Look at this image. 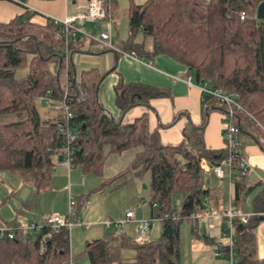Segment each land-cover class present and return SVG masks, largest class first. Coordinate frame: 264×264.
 I'll use <instances>...</instances> for the list:
<instances>
[{
    "label": "trees",
    "instance_id": "16d2710c",
    "mask_svg": "<svg viewBox=\"0 0 264 264\" xmlns=\"http://www.w3.org/2000/svg\"><path fill=\"white\" fill-rule=\"evenodd\" d=\"M103 1L110 14L115 2ZM262 2L146 0L137 5L130 1L126 12L128 36L119 46L122 51H133L141 57L166 56L183 66L195 85L207 84L236 99L242 108L238 114L239 134L253 128L252 137L264 152V20L256 18ZM240 11L247 15L243 21L238 17ZM60 30L61 26L51 21L45 25L31 22L27 13L0 23V172H12L22 183L30 184L34 197L50 188L52 171L65 142L59 132V127L64 126V115L57 102L66 92L72 115L68 125L75 135L71 144L73 166L101 177L104 149L109 155L139 148L124 171L93 191L104 190L130 171L148 174L150 219L161 224L156 241L137 243L116 234L87 242L81 254L89 264H179L182 223H188L194 237L212 241L198 233L197 220L192 216L205 212L206 201L217 204L219 190L203 186L202 163L220 165L226 150L224 142L222 149H207L204 129L208 112L217 109L224 114L225 108L207 97L202 102L204 122L193 125L186 115L182 141L176 146L163 144L158 129L149 131L147 120L153 111L150 102L168 98V91L139 83H119L114 87V104L120 117L112 119L98 99L102 76L97 69L82 71L78 81L71 63L66 69L62 62L59 69L58 61L64 59L66 48L59 40ZM140 33L151 38V50L136 40ZM72 51L71 45L69 55ZM47 91L54 105L46 108L47 116L42 118L38 103ZM135 108H142L144 113L131 123L123 122V117ZM175 121L173 118L160 128L171 127ZM244 177L236 169L230 180L234 189L231 203L238 210L253 190L245 185ZM260 186L261 190L251 199L249 219L233 221L237 264H260L255 259L254 235L264 215V183ZM174 195L181 196L177 209L172 206ZM170 213L178 220L164 218ZM69 233L67 229L54 233L43 227L34 236L16 231L14 239L0 237V264H71L74 257L70 254ZM122 249L132 250L133 260H122ZM221 251L226 254L228 248L223 246Z\"/></svg>",
    "mask_w": 264,
    "mask_h": 264
},
{
    "label": "crops",
    "instance_id": "0c3cea01",
    "mask_svg": "<svg viewBox=\"0 0 264 264\" xmlns=\"http://www.w3.org/2000/svg\"><path fill=\"white\" fill-rule=\"evenodd\" d=\"M89 0H26L24 1L23 5H18L12 3L8 0H0V23H8L9 21L18 18L24 14L30 15V21L39 25H45L49 20H64L67 17L76 15L81 13ZM115 2V6L113 7V11H111L110 18H111V25L107 20H100L95 21L92 23H85L82 26V30L85 33L95 35L94 29L97 27L99 32H105L107 28V32L109 33L112 42L116 47H119V40L118 38V31L121 28L119 25L120 16L123 15L125 17V22L127 24L126 19V12L129 7L130 1L134 4H142L146 0H141L142 3H137L135 0H113ZM121 1H124V5L121 4ZM123 3V2H122ZM126 8L123 12V9ZM123 12V13H122ZM128 27V24L126 25ZM123 28V27H122ZM128 29V28H127ZM115 33V35H114ZM73 51L72 55L79 52H86L89 54H100L105 52H112L114 54L113 59H115V70H121V64H129L130 66L128 69L134 71L132 77L133 80L125 81V79L121 75V83H139L143 85H148L156 89H162L168 91V98L165 99H157L150 102L153 111L149 112L148 115V129L149 131H155L158 129L160 141L163 144H170L173 145L174 143H180L182 141L181 130L186 124V115L189 117L190 121L193 125L199 126L202 123L199 122V112L200 107L203 109L201 94L198 87L193 83L190 78V74L187 70L177 64L176 62L172 61L166 56L157 55L153 58L141 57L135 54V52L130 51L129 53H134V58H128L123 55H117L115 52L111 50H106L97 45L96 43L90 41L84 36L79 37L76 42L72 44ZM128 53V52H127ZM70 56V55H69ZM121 57L126 58L128 61H124ZM110 58V57H109ZM73 62V58L71 57ZM111 59L107 62L111 63ZM112 64V63H111ZM110 64V65H111ZM155 65V67L153 66ZM96 69V68H91ZM89 70V69H88ZM85 71V70H84ZM99 72V71H98ZM74 79L76 80L75 76ZM78 81V80H76ZM114 94V89H113ZM100 102V101H99ZM101 104V103H100ZM171 104V107H170ZM101 106L104 108L103 104ZM106 108V107H105ZM118 110V109H117ZM119 111V110H118ZM144 113L142 108H135L129 111L124 117L123 122L131 123L136 118L140 117ZM223 113V112H222ZM112 119L117 120L120 117V112H118L117 117L111 116ZM173 118H176L175 123L168 128H160V125H167L172 122ZM218 116L208 112V116L206 118V126L204 129V145L207 149L210 150H219L223 147V140H222V132H221V125L218 120ZM222 118V117H221ZM204 122V121H203ZM243 139H240V147L242 149V153L244 159L246 160L249 169L253 172V178H255L254 185L245 184L247 187H252V192L246 197L244 206L239 209L242 214L250 215L251 212V199L255 196L262 188L261 183H264V152L262 149L257 145L254 138L252 137L253 134L250 133L248 130L246 132L241 133ZM62 169L68 172V179L71 180L69 177L70 171L73 170L74 166L71 168H67L66 166H62L59 162L55 164V167L52 171L54 173L55 169ZM57 170V169H56ZM202 171L203 176V186L204 188L209 189H217L219 190L217 204L212 203V201H206V210L203 214L198 215L199 218L197 220L198 230L200 231L201 236L205 238H209L212 241L205 242L202 239H198L194 237L191 233H186L182 236V231H180V249H179V264H230L229 259L225 255L218 256V248L221 246H226L220 244V239L217 237L222 233V229L224 228V222L222 216L227 211V207L231 203L233 198L234 189L232 187L231 181L227 178H217L213 172L212 167L206 163H202ZM82 174L87 175L91 173H84L81 171ZM248 173V172H247ZM95 177H98L94 174H91ZM246 176V175H245ZM61 174L59 176H51L50 188L37 196L34 197V190L32 188V198L34 199L33 203L39 205L40 201L44 196H46L47 206L42 212L40 213L39 217H45L51 214L58 215H66L69 208V200L73 199L70 194H67L63 197V205L60 202L56 201V197L58 196L57 190L55 197L53 198L52 192L54 185L59 182L61 179ZM205 181L212 182V187L205 186ZM225 181V182H224ZM103 182V181H102ZM22 183V182H21ZM27 184V183H23ZM208 185V182H207ZM94 188L93 190H96ZM226 188V191H225ZM73 190V186H61V191L70 193ZM91 190V194L101 193L102 191H93ZM250 197L249 204L247 203V199ZM88 202L90 201L89 198ZM83 198V201H87ZM81 200V199H80ZM82 201V202H83ZM81 201H75L76 206V213L78 220L80 222V226H75L73 228L79 229L86 234V242H91L94 240L105 238L107 231L102 225L96 224L100 223L96 220L92 219L93 216L86 215L83 213V209L81 207ZM177 209V208H176ZM87 210V209H86ZM213 211V212H212ZM94 214H98L97 211H93ZM147 216L150 217V209L148 206V213ZM38 217V218H39ZM264 218V215H261ZM125 220V218H124ZM195 221V220H194ZM128 224L124 223L123 225ZM131 224V223H129ZM122 225V227H123ZM134 227L136 223L132 224ZM99 226V227H98ZM190 227V226H189ZM72 228V229H73ZM101 230H100V229ZM190 229V228H189ZM255 259L260 263L264 264V222L260 223L256 228L255 232ZM149 234V232H148ZM147 234V235H148ZM113 235H116L113 234ZM125 238L133 240L136 242L135 238H132L126 235L124 232L122 234ZM102 236V237H101ZM217 236V237H216ZM183 238V239H182ZM148 239V237H146ZM145 239V241H146ZM69 240H70V233H69ZM184 240V241H183ZM217 240V242L215 241ZM71 241V240H70ZM148 241V240H147ZM70 246V245H69ZM181 247L184 249L181 250ZM72 250V252H71ZM123 251H127L124 253ZM73 254V241H71L70 246V254ZM121 259L124 261H129L134 258V252L129 249H122L121 250ZM127 255L129 257H133L127 259ZM88 264V263H83Z\"/></svg>",
    "mask_w": 264,
    "mask_h": 264
},
{
    "label": "rangeland",
    "instance_id": "374dc122",
    "mask_svg": "<svg viewBox=\"0 0 264 264\" xmlns=\"http://www.w3.org/2000/svg\"><path fill=\"white\" fill-rule=\"evenodd\" d=\"M123 2V3H122ZM137 3H142L141 0H135ZM121 4L124 5V1H121ZM121 8V7H120ZM123 9V12H125ZM122 12V13H123ZM125 17L123 15L120 16L119 25L121 28L119 29L117 35L119 42H125L128 36V27H126ZM123 27V28H122ZM95 35L98 36L101 32L98 33L97 27L94 29ZM107 32V28L106 31ZM102 32V33H105ZM115 35V33H114ZM138 42H143L145 48L147 50L152 49V40L148 36H144L141 33L137 36L136 39ZM110 57V58H109ZM114 54L112 52H105L100 54H89L86 52H79L72 55L73 62L71 60V67L74 69L75 78L79 80V76L82 71L88 70L91 68H96L102 76V80L98 85V99L101 104L104 106V110L110 116H118V110L114 104V94L113 89L119 83H121V75L125 79V81L133 80L132 77L134 71L128 69L130 66L129 64H121V70H115V59H113ZM111 59V63L108 60ZM121 59L126 60V58L121 57ZM111 64V65H110ZM155 67V65H153ZM21 74V73H18ZM106 107V108H105ZM171 107V104H170ZM38 109L40 116L45 118L47 116L46 107L42 103H38ZM53 113V112H51ZM211 113L217 115L219 118V122L221 125V132L223 130V117L224 114L217 109H212ZM222 117V118H221ZM205 118V109L200 107L199 112V122L203 123ZM148 121V120H147ZM248 131L252 134H255V130L253 128L248 127ZM244 136L239 134V142L240 139H243ZM179 143H174L173 145L176 146ZM139 148L129 149L122 154H107V149H104V165L101 177H95L91 174L84 175L82 174V169L79 166H74L73 170L69 173V181L68 179V172L66 170L56 168L54 173L52 174V178L55 176H59L61 174V179L57 182L56 185L53 187V198L55 197L56 190L58 196L56 197V201L60 202L63 205V197H68L67 194H70L74 201H83L82 199L87 198L90 201H83L81 203V207L83 209V213L86 215L93 216L92 219L96 220V224L105 225L107 222L112 221L115 223H123L125 222V213L128 211H132L135 216V220H150V217L147 216L148 213V201L150 199V189H149V175L148 174H138L136 171H130L125 173L124 176L117 178L115 181L111 182L110 184L106 185L105 189L99 190L102 191L101 193L91 194L90 191L96 188L97 186L100 187L102 181H106L109 178L119 174L120 172L124 171L126 167L130 165L133 161L134 157L136 156ZM202 174L203 171H202ZM205 179L202 175V179ZM255 178H253V172L249 169L248 173L244 177V183L254 185ZM205 186L212 187L213 183L209 181H205ZM208 182V185H207ZM225 182V181H224ZM70 183L73 186V190L68 193L61 191V186H69ZM226 191V188H225ZM32 188L29 184L21 183L19 177H17L12 172H0V230H3L6 227L7 223H14L13 225L17 226H29L31 224H36L41 226L45 219L50 216L39 217L40 213L44 212L47 201L46 196L41 198L39 205L36 202L33 203L34 199L32 198ZM81 199V200H80ZM250 197L247 199V203L249 204ZM181 203V196L174 195L172 197V206L174 208H179ZM228 208V207H227ZM69 209V208H68ZM87 209V210H86ZM93 211H97L98 214H94ZM68 213V212H67ZM66 213V215H67ZM54 215V214H51ZM59 217H64L65 215H58ZM39 217V218H38ZM264 222V218L261 217V223ZM135 222H131V224L123 225L122 229L123 232L132 237H137L136 234V225L135 227L132 225ZM161 224L159 221H151V227L149 234L147 235L148 239L147 242L156 241L160 236V226ZM99 227V226H98ZM189 225L187 222L182 223L180 227V231H182V236L184 231L186 233H190ZM100 229V228H99ZM101 230V229H100ZM200 234V231L198 232ZM226 232L223 231L217 237L220 239V244L227 245L228 240L223 236ZM115 234L114 229H110L106 232V234L102 233V236L105 235V238ZM32 236L33 232L31 233ZM101 236V237H102ZM86 234L79 229H71L70 230V240L73 241V254L71 256L74 257V261L71 264H83L88 263L89 261L87 257L83 256L81 253L84 251L85 242H86ZM183 239V238H182ZM69 240V244L71 246V241ZM184 241V240H183ZM217 242V240H215ZM181 250L184 249L181 247ZM72 252V250H71ZM127 253V251H123ZM126 257V256H121ZM133 257H129L127 255V259ZM133 260V259H131Z\"/></svg>",
    "mask_w": 264,
    "mask_h": 264
},
{
    "label": "built area",
    "instance_id": "2783aa9c",
    "mask_svg": "<svg viewBox=\"0 0 264 264\" xmlns=\"http://www.w3.org/2000/svg\"><path fill=\"white\" fill-rule=\"evenodd\" d=\"M12 3L23 5L22 0H8ZM238 17L240 20H245L247 15L244 11H240L238 13ZM107 20L109 26L112 21L110 15L107 13L103 0H89L85 9L76 15L65 18L64 20L58 21L56 19L49 20L54 24H58L61 26V30L59 33V40H61L65 44V49L63 50L64 55V65L65 68L68 69L70 64V56L68 53V47L71 46L74 42L79 39V37L84 36L90 41L96 43L100 47L106 50H111L116 54L123 55L128 58H134V53H127L122 51L119 47H116L109 33H100L98 36H94L92 34L85 33L82 30V26L85 23H92L95 21ZM200 91L202 102L207 97L214 98L219 105L225 108L224 117H223V130H222V140L224 142V148L226 150V158L220 165L212 166L213 174L221 179L227 177L231 180L232 175L236 172L241 176H245L249 170V166L244 159L242 149L240 147L239 142V128L237 123H239L238 114L242 112V108L237 103L236 99L226 96L219 90L210 89L207 84L196 85ZM67 94L64 92L62 94V99L58 101L57 105L62 109L64 115V126L59 127V132L61 135L65 137V142L61 148L59 163L62 166H66L67 168H71L73 166V155L74 150L71 147L72 142L75 139V135L71 132L70 127L68 125L69 120L72 118V115L69 111V106L66 102ZM40 103H42L46 108H51L54 105V100L51 98L50 91L46 92V96L40 99ZM250 120L254 122L258 127L260 125L250 117ZM76 203L73 199L69 200V209L67 215L64 217H59L56 215L48 216L41 226L36 224H31L29 226H6L3 230H0V237H7L8 239L15 238V232L19 231L22 235L27 236L33 234H37L41 228L48 227L54 233L59 232L60 229H67L69 232L75 226H80V222L77 217ZM250 215L242 214L235 206L230 203L227 211L222 216L224 222V231L223 234L225 238H227L228 243L226 248H228V252L225 254L221 250L223 247L218 248L217 255L221 256L222 254L227 256L230 264H237L236 260V250L234 247V238H233V221L234 219H241L243 221H247ZM165 219L171 218L172 220H178L174 213H170L165 215ZM193 219H198L199 216H192ZM151 221L153 220H135L134 213L132 211H128L125 213V222L123 223H115L112 221L107 222L103 227L106 230L114 229L116 234H123L122 225L124 223H136V242L140 243L145 241L148 232L150 231Z\"/></svg>",
    "mask_w": 264,
    "mask_h": 264
},
{
    "label": "water",
    "instance_id": "95a60500",
    "mask_svg": "<svg viewBox=\"0 0 264 264\" xmlns=\"http://www.w3.org/2000/svg\"><path fill=\"white\" fill-rule=\"evenodd\" d=\"M256 18L258 20H264V2H262L257 7V10H256ZM71 57H72V54L70 55V63H71ZM62 62H63V59L62 58H59V61H58L59 69L61 68ZM73 72H74V69H73ZM74 76H75V72H74Z\"/></svg>",
    "mask_w": 264,
    "mask_h": 264
}]
</instances>
